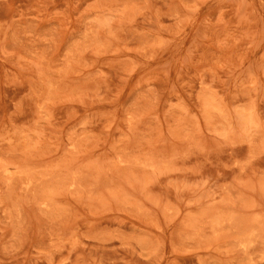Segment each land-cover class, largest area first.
Instances as JSON below:
<instances>
[{
    "label": "rangeland",
    "instance_id": "1",
    "mask_svg": "<svg viewBox=\"0 0 264 264\" xmlns=\"http://www.w3.org/2000/svg\"><path fill=\"white\" fill-rule=\"evenodd\" d=\"M0 264H264V0H0Z\"/></svg>",
    "mask_w": 264,
    "mask_h": 264
}]
</instances>
